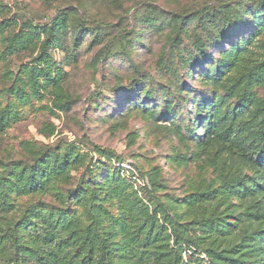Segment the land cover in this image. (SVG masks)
Masks as SVG:
<instances>
[{"label":"rangeland","instance_id":"obj_1","mask_svg":"<svg viewBox=\"0 0 264 264\" xmlns=\"http://www.w3.org/2000/svg\"><path fill=\"white\" fill-rule=\"evenodd\" d=\"M57 15L65 18V28L46 52L66 77L54 84L33 71L42 67L45 36L30 26L50 24ZM27 30L39 38L15 49L14 36ZM235 51L239 63L230 71ZM259 77H264V0H0V180L72 146L86 154L68 183L26 195L5 190L1 207H10L0 209V235L17 229L15 223L33 208L55 217L68 208L81 228L100 219L102 229L107 222L93 207L100 199L117 214L116 201L104 198L118 180L155 226L165 224V216L176 224L212 213L232 226L223 234L190 229L184 236H205L204 243L190 250L181 244V264L193 251L200 262L191 264H210L205 249L213 240L220 250L241 248L226 256L229 262L264 264L262 142L251 143L247 158L203 136L204 126L219 118L232 122L233 135L242 136L243 129L246 143L264 128ZM222 186H233L224 204ZM76 192L84 196L80 204ZM190 194L209 201L194 212L182 204ZM45 226L40 220L37 228L18 234L38 240ZM167 233L172 245L170 227ZM5 247L0 264H11L13 248Z\"/></svg>","mask_w":264,"mask_h":264},{"label":"trees","instance_id":"obj_2","mask_svg":"<svg viewBox=\"0 0 264 264\" xmlns=\"http://www.w3.org/2000/svg\"><path fill=\"white\" fill-rule=\"evenodd\" d=\"M64 19V17L57 15L50 24L30 26V28L41 31L45 36V39L40 43L42 55L39 61L42 67L33 68L37 74L42 73L45 83L58 84L66 77V73L52 62L46 52L47 46L58 44L60 41L61 30L65 28ZM225 35L221 36L224 37ZM34 36L36 40L39 38V35L31 30L18 33L14 36L11 45L15 49H26L32 43ZM238 57L239 52L235 51L231 57L233 62L229 64L230 71H234L233 68L239 63ZM258 82L264 83V77H259ZM17 96L22 101L27 99V96L22 92H17ZM195 128L196 126L193 127V130ZM203 132V136L226 142L230 147L236 148L240 153L239 155L247 158H249L247 149L256 140L262 142V150L264 151V128L254 131L253 139L249 140V143H246L247 135L243 129L240 133L242 136L233 135L232 122L223 118L204 126ZM85 162L86 154H82L72 146L61 156L50 154L38 160L35 159L31 165L22 166L21 169L14 171L12 179L0 180V209L3 208L1 207V200L5 190L17 195L48 191L58 182L68 183L70 180L69 173L77 170ZM262 181L264 182V177ZM232 187L222 186L220 188L223 204L227 202ZM95 188L99 189L97 186ZM261 188L264 190V186ZM215 195L216 192L210 194L212 199H215ZM76 196H79L77 198L79 204L84 201L83 195H78L76 192ZM208 197L202 194L186 195L182 204L195 212L197 207H201L209 201ZM104 199H114L117 210V214H111L100 203L101 200H98L99 202L93 207V210L97 217L107 222L104 228L100 229V222H97L100 219H94L89 225L81 228L77 217L67 215L68 208L60 210L57 217L54 216V212L45 211L44 208H33L23 214L15 223L14 227L16 226L17 229L8 234L0 235V254H6L4 251L7 247L5 246L10 245L13 248L10 255L11 264H181L184 261L182 255L184 248L181 244L185 243L188 247L186 248L190 250V247L198 248L200 244L204 243L205 236H184L189 233L190 229H197L201 226L217 234H223L230 232L232 228L224 219L215 217V213L200 218L197 216L187 223L176 224H173L165 216V224L155 226L153 223H148V221H152V216H149L148 210L138 208L118 180L111 183ZM8 207L10 204L6 203L3 209ZM40 220L46 222L44 237L35 240L31 236L28 241H25L22 236H19L20 229L27 227L35 229L39 226ZM168 227L173 233L174 242L172 245L169 244ZM116 236L118 240L115 239ZM217 237L214 236L213 239H217ZM215 241L213 240L210 243L211 246L205 249L210 264L245 263L228 261V255H235L240 251L241 248L238 245L233 246L230 250H220V247L214 244ZM46 243H50L52 246L46 249L43 247ZM142 248L143 250H139ZM197 254V251L187 254L186 264H191L193 261L199 263L200 259L195 258Z\"/></svg>","mask_w":264,"mask_h":264}]
</instances>
